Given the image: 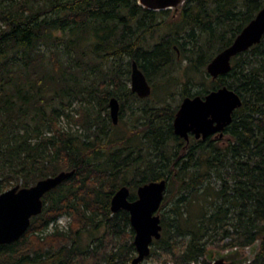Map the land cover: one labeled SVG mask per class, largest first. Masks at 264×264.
I'll use <instances>...</instances> for the list:
<instances>
[{"label":"trees","instance_id":"16d2710c","mask_svg":"<svg viewBox=\"0 0 264 264\" xmlns=\"http://www.w3.org/2000/svg\"><path fill=\"white\" fill-rule=\"evenodd\" d=\"M262 8L264 0H185L180 26L147 47V35L172 10L150 11L138 0H0V195L75 170L44 196L43 212L24 236L0 246V264H131L137 250L130 214L113 213L111 201L122 187L135 201L139 187L162 180L163 202L176 192L148 258L210 264V246L259 242L248 264H264V38L234 58L227 75L213 80L205 72ZM182 32L195 41L189 69L214 81L182 96L227 87L242 99L223 132L228 144L208 138L187 145L174 133L177 106L136 108L142 100L129 86L132 63L125 58L150 82L171 64L174 46L186 49ZM114 98L120 118L131 112L136 119L134 134L118 141L105 131ZM63 118L86 134L63 129ZM201 196L211 205L190 215ZM61 217L69 219L66 229Z\"/></svg>","mask_w":264,"mask_h":264},{"label":"water","instance_id":"95a60500","mask_svg":"<svg viewBox=\"0 0 264 264\" xmlns=\"http://www.w3.org/2000/svg\"><path fill=\"white\" fill-rule=\"evenodd\" d=\"M185 0H138L139 5L150 11L176 10ZM264 38V8L240 32L231 45L217 54L207 65L208 75L216 80L227 75L232 69V60L238 55L259 45ZM131 90L141 99L149 97L152 89L137 62L132 63ZM241 97L233 90L223 87L201 97L186 98L178 111L173 127L176 135L188 141V134L205 140L207 137L224 132L233 121V114L242 107ZM110 115L117 124L120 104L117 99L110 101ZM75 174V170L61 172L56 176L38 181L28 188L16 186L0 195V246L18 241L28 231L32 218L43 212V198ZM167 189L165 180L151 182L138 188L137 199L130 201V190L122 187L111 201V211L120 210L130 214L131 225L136 233L134 244L137 256L131 264H140L151 254V245L160 240L163 227L159 210ZM212 264H225L221 255ZM232 263H238L228 257ZM229 263V264H232Z\"/></svg>","mask_w":264,"mask_h":264},{"label":"rangeland","instance_id":"374dc122","mask_svg":"<svg viewBox=\"0 0 264 264\" xmlns=\"http://www.w3.org/2000/svg\"><path fill=\"white\" fill-rule=\"evenodd\" d=\"M181 8V6L179 7ZM178 8V9H179ZM177 9V10H178ZM179 11H170L168 12V17L162 22L163 27L160 28L156 33L154 34H149L147 35V47H151L153 44H157L161 41L162 37L168 33H170V28L169 26H180L181 22V16H180ZM202 31L197 30V34L200 35ZM182 39H186L188 42V45L185 50L178 46H174L177 51H174L171 53V64L166 67L162 72L158 74H152L151 76V81L149 82L151 88H152V93L149 97L146 99H141V102L136 103V108H143L146 105L150 106H179L182 101V94L185 92H189L191 94H196L199 91L203 90H209L211 89L213 85V80L207 79L205 77L204 72H196L191 69H189V61L187 60L186 55H191V50L195 46V41L189 40L187 36L182 32ZM179 48V49H178ZM132 63L131 58H125L124 64L127 63ZM127 67V65L125 66ZM131 68V65H130ZM149 70L152 72L153 69L150 65H148ZM206 72V70H205ZM131 79V74L129 75ZM129 86L131 88V80L129 83ZM81 101L77 100L74 101L71 109H69L68 112L72 116H76L77 110L80 108ZM139 115V114H138ZM110 120L111 115L109 113ZM144 116L139 118V120L143 121ZM135 118L131 117V112H125L123 115V118H118L117 124L111 123L107 124L105 127V131H109V134H111V139L112 141H118L122 140L125 138H128L134 134L132 131H135ZM114 124V125H113ZM61 126L65 130H72L73 132H76L78 136H81L82 134H86V131L82 129L79 126H75L71 124V122H68L65 118L62 119L61 121ZM101 128H104L103 126ZM95 129L93 128L92 131ZM217 138H213V141H216ZM229 137L223 138V142H221L220 145H223L225 143H229ZM220 143V142H219ZM100 159H104L105 157H101ZM175 190L172 191V195L169 198V200H165L162 203V206L159 210V215L163 213L164 210H168L170 208V202L172 203L174 201L175 197ZM165 199V198H164ZM194 199V198H193ZM211 200L208 197H199L196 202L193 203L192 209L188 210V213L192 216L196 215L200 208L203 206V208L211 205ZM185 219V217H184ZM183 219V220H184ZM69 223V219L67 217H61L58 221L59 226L61 228L66 229L67 225ZM164 233V232H163ZM35 236V235H34ZM84 244H86L89 239H85ZM182 240H178V242H181ZM259 242H257L254 246L252 247H247V248H235V249H228V250H220L219 248L215 246H210L208 248V252L211 253V258H206L210 264L213 263V260H219L218 258L219 255H221V258L224 260L225 264L232 263V260L228 257H232L235 261L238 263H232V264H248L250 261L253 260L255 253L258 249ZM137 256V254H136ZM140 264H157L156 258H146L142 263Z\"/></svg>","mask_w":264,"mask_h":264},{"label":"flooded vegetation","instance_id":"af4514ba","mask_svg":"<svg viewBox=\"0 0 264 264\" xmlns=\"http://www.w3.org/2000/svg\"><path fill=\"white\" fill-rule=\"evenodd\" d=\"M184 2H185V1H184ZM183 4H184V3H183ZM183 4L181 5V8H182ZM181 8H179L177 11L181 10ZM172 11H174V10H172ZM175 50L177 51L176 48H175ZM132 63H133V62H132ZM131 73H132V66H131ZM148 83H149V81H148ZM151 89H152V88H151ZM136 95H137V94H136ZM207 95H208V94H207ZM207 95H205V96H199V97H201V98L204 99ZM182 97H183V98H182L181 104H180L179 106H177V107H178V110H177V112H176V114H175V118H176V115H177L178 111H179L180 108H181V105H182L183 101H184L186 98H194V97H198V96H194V97H184V96H182ZM140 99H141V98H140ZM145 99H146V98H145ZM175 118H174V121H175ZM173 124H174V122H173ZM174 133H175V132H174ZM175 135H176V134H175ZM176 136H178V135H176ZM178 137L181 138L180 136H178ZM208 138H210V139L217 138L216 141H217V140H223V138H224V134H223V132H218V133H215V134H213V135L207 137V139H208ZM181 139H183V140L186 142L187 145L191 144L193 140H197V141L202 140V141H204V139L202 138V136L198 139V138H196V135L193 134V133H189V134H188V141L185 140L184 138H181ZM205 140H206V139H205Z\"/></svg>","mask_w":264,"mask_h":264}]
</instances>
